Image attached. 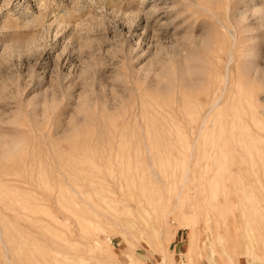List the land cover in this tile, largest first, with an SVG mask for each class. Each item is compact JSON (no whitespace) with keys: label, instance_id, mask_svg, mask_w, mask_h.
Masks as SVG:
<instances>
[{"label":"rangeland","instance_id":"rangeland-1","mask_svg":"<svg viewBox=\"0 0 264 264\" xmlns=\"http://www.w3.org/2000/svg\"><path fill=\"white\" fill-rule=\"evenodd\" d=\"M260 111L264 0H0V264H264Z\"/></svg>","mask_w":264,"mask_h":264},{"label":"bare ground","instance_id":"bare-ground-1","mask_svg":"<svg viewBox=\"0 0 264 264\" xmlns=\"http://www.w3.org/2000/svg\"><path fill=\"white\" fill-rule=\"evenodd\" d=\"M229 32V31H228ZM236 38V37H235ZM248 39V37H245V38H238V43H237V45H238V47L239 48H241L242 46L241 45H239V43H245V41ZM249 41V40H248ZM232 42V41H231ZM230 42V47L232 48V49H234L235 47H237L235 44H233V43H231ZM252 49V47H247L246 48V50H245V52H248V51H250ZM243 53L242 52V54L245 56V55H248V53ZM228 53H229V51H228ZM256 54L254 53L253 54V56H255ZM230 56V55H229ZM228 56V57H229ZM231 56H233V51H231ZM227 58V57H226ZM231 62V61H230ZM229 64V63H228ZM234 64V63H233ZM226 66H227V63H226ZM226 69V68H225ZM229 71H231L232 72V69H230ZM260 71V70H259ZM252 75V74H251ZM225 78V77H224ZM225 83V82H224ZM247 91V90H246ZM251 92H253V91H251ZM216 103V102H215ZM214 105V104H213ZM250 107H252V106H250ZM211 109V108H210ZM251 109V108H250ZM206 115V114H205ZM259 115L260 116H262V117H264V111H260L259 112ZM250 119V118H249ZM15 148H16V146L12 149V150H15ZM17 150V149H16ZM6 156H8V154H6Z\"/></svg>","mask_w":264,"mask_h":264}]
</instances>
